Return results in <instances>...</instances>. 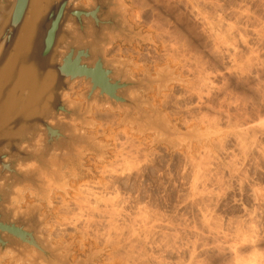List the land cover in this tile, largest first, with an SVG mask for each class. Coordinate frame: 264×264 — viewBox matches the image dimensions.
I'll return each instance as SVG.
<instances>
[{
  "label": "rangeland",
  "instance_id": "obj_1",
  "mask_svg": "<svg viewBox=\"0 0 264 264\" xmlns=\"http://www.w3.org/2000/svg\"><path fill=\"white\" fill-rule=\"evenodd\" d=\"M119 1L137 37L113 36L106 57L152 81L135 97L166 131L87 109L77 84L91 147L42 172L45 192L21 190L18 212L38 211L71 264H264V0Z\"/></svg>",
  "mask_w": 264,
  "mask_h": 264
},
{
  "label": "water",
  "instance_id": "obj_2",
  "mask_svg": "<svg viewBox=\"0 0 264 264\" xmlns=\"http://www.w3.org/2000/svg\"><path fill=\"white\" fill-rule=\"evenodd\" d=\"M79 1L0 0V259L8 252L18 257L35 252L36 263L71 264L42 236L39 212L16 216L15 200L28 187L45 192L42 172L57 167L48 161L52 154L74 159L81 147L91 146L75 126L85 123L86 111L80 104L71 106L66 95L74 82L83 78L89 83L82 93L87 109L96 103L128 110L129 116L137 112L140 122L166 131L135 97L152 81L133 80L106 57L113 36L137 37L124 22L120 1L74 6ZM37 144L42 153H36Z\"/></svg>",
  "mask_w": 264,
  "mask_h": 264
},
{
  "label": "bare ground",
  "instance_id": "obj_3",
  "mask_svg": "<svg viewBox=\"0 0 264 264\" xmlns=\"http://www.w3.org/2000/svg\"><path fill=\"white\" fill-rule=\"evenodd\" d=\"M12 2H14L15 0H11ZM91 1L90 0H87V2H83V0H80L79 1V3H75L74 4V6H78L79 4H83V5H87V4H89ZM142 6V5H141ZM140 6V7H141ZM143 10V9H142ZM3 13H4V11L3 10H0V19L2 20L3 19ZM140 13V12H139ZM145 18V17H144ZM3 21V20H2ZM1 21V22H2ZM147 21V20H146ZM1 24V23H0ZM68 27L71 29V31H73L74 32V34H75V37L76 36H78V38H81L82 37V33H79V32H77V33H75L77 30L75 29V27L76 26H73L72 25V23H70V24H68ZM171 34V33H170ZM177 37V36H176ZM176 39V38H175ZM164 42V41H163ZM177 42V41H176ZM166 43H168V42H166ZM119 46V45H118ZM169 46V45H168ZM173 47V46H172ZM115 49V48H114ZM168 49V48H167ZM124 50V49H123ZM168 51V50H167ZM170 51V50H169ZM114 52V51H113ZM132 52V51H131ZM134 52V51H133ZM174 52V51H173ZM172 52V53H173ZM171 53V52H170ZM168 54V53H167ZM92 55V54H91ZM139 58V57H138ZM177 59V58H176ZM118 68V67H117ZM88 70H89V67L87 68ZM118 69H120V68H118ZM122 69V68H121ZM198 71H200V70H198ZM202 71V70H201ZM133 80H135V81H140V80H136V79H133ZM206 81V80H205ZM207 81H208V79H207ZM79 83H82V85H83V88L84 89H87L88 88V85L87 84H89L88 83V81H86V80H84L83 78L82 79H80V80H78V81H76V82H74V84H73V90H75L76 89V85L77 84H79ZM207 85V84H206ZM80 88V87H79ZM97 90V89H96ZM204 92V91H203ZM66 95H70V93L69 94H66ZM65 95V96H66ZM131 95H132V97H134V94H132V92H131ZM130 99H131V97H129ZM121 99H123L122 101H125L126 100V98H123V97H121ZM116 100V99H115ZM133 100V99H132ZM70 101V104H71V106H72V104L73 103H75V101L73 100V99H70L69 100ZM118 101V100H117ZM134 101V100H133ZM125 104V103H124ZM75 105H77V103L75 104ZM112 124V123H111ZM121 129V128H120ZM78 131H79V129H78ZM119 131V130H118ZM124 131V130H123ZM80 132H82V131H80ZM79 133V132H78ZM118 133V132H117ZM121 133V132H120ZM125 133V132H124ZM239 134V133H238ZM126 136V135H125ZM225 137V136H224ZM110 138V137H109ZM217 141V140H216ZM38 145V144H37ZM38 148L36 149V153H42L43 152V150H44V148H42V146H41V144H39L38 146H37ZM91 147V146H90ZM120 148V147H119ZM133 148V147H132ZM128 149V148H127ZM203 150V149H202ZM128 151V150H127ZM206 152V151H205ZM204 152V153H205ZM80 153V152H79ZM127 154V153H126ZM75 155V154H74ZM73 157V156H72ZM69 158H71L70 157V155L68 154V153H64V154H58V153H55V154H52L51 155V158L50 159H48V161H50V163L52 164V165H54V166H57V167H55V168H57V169H60V168H62V166H65V165H67L68 164V159ZM129 158V157H128ZM117 160H118V158H117ZM116 161V160H115ZM103 173V172H102ZM103 174H105V173H103ZM46 184V183H45ZM85 186V185H84ZM83 187V186H82ZM82 189H84V188H82ZM91 193V192H90ZM93 193V192H92ZM97 195V194H96ZM100 198H102V197H100ZM87 199V198H86ZM104 199V198H103ZM108 200V199H107ZM112 200V199H111ZM81 201H82V199H81ZM100 202V201H99ZM89 205V204H88ZM95 205H96V202H95ZM83 207V206H82ZM92 208V207H91ZM111 208V207H110ZM114 208V207H113ZM83 209V208H82ZM95 209H96V207H95ZM101 210V209H100ZM109 210V209H108ZM105 211V210H104ZM114 211V210H113ZM42 212V211H41ZM80 212V211H79ZM107 212V211H106ZM105 212V213H106ZM104 214V213H103ZM15 215L16 216H18L19 215V212L17 211V212H15ZM125 218V217H124ZM50 221V220H49ZM106 221V220H105ZM76 222V221H75ZM111 224V223H110ZM113 224V223H112ZM109 226V225H108ZM111 226V225H110ZM122 246V245H121ZM121 251V250H120ZM8 252V251H7ZM9 253V252H8ZM237 255H239V253L237 252ZM236 256V255H235ZM244 257V256H243ZM235 258V257H234ZM237 258V257H236ZM240 258V257H239ZM238 259V258H237ZM241 259V258H240ZM260 259V258H259ZM110 260V259H109ZM230 260V259H229ZM237 260L235 259V262H236ZM239 262H240V260H239ZM242 262V261H241ZM240 262V263H241ZM263 262V261H262ZM262 262H260L261 264H262ZM238 263V262H237ZM236 263V264H237ZM233 264H235V263H233Z\"/></svg>",
  "mask_w": 264,
  "mask_h": 264
}]
</instances>
